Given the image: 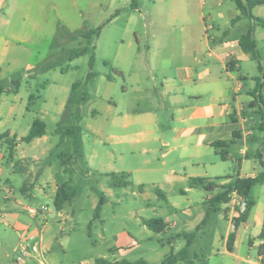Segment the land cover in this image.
Returning <instances> with one entry per match:
<instances>
[{"label": "rangeland", "instance_id": "rangeland-1", "mask_svg": "<svg viewBox=\"0 0 264 264\" xmlns=\"http://www.w3.org/2000/svg\"><path fill=\"white\" fill-rule=\"evenodd\" d=\"M137 2L138 8L133 0H21L12 12L8 38L15 40V35L21 34L26 43L19 46L15 41L10 49L12 63L0 78L6 88L15 86L13 79L21 82L19 92L6 93L0 102V166L5 171L1 183L12 186L17 211L31 222L29 231L38 232L35 242L45 251L46 264H160L186 240L171 245L165 240L173 235V228L158 232L143 220L164 217L162 206L166 204L179 215L190 208L196 215L205 209L209 191L203 187L177 193V203H165L152 184L146 185L144 194L133 185L110 188L98 168L108 166V152L117 148L111 134L123 130L111 125L114 106L109 105L125 101L123 87L130 88L135 65L150 53L162 59L175 51L192 52L197 46L192 40L193 32L204 16L208 24L211 21L225 30L239 10L234 0ZM254 13L264 19V6ZM253 23L243 19L234 33ZM101 25L98 38L95 34L72 38L79 30ZM256 40L264 59V27H257ZM85 48L86 54L71 58L73 49ZM93 53L96 65L92 69ZM28 64L34 68L28 69ZM91 71L97 73L95 78L88 77ZM142 76L149 81L148 72ZM38 118L46 124V137L31 143L23 141ZM263 136L257 130V140L250 146L261 151ZM233 151L237 149H230ZM232 163L231 159L222 162L218 158L213 172L233 175L236 166ZM142 176L153 180L151 174ZM216 176L221 175L212 176L221 185L222 180H216ZM60 186L67 189V194L73 190L74 198L57 208L55 199ZM5 195L1 190L0 200ZM251 196L256 202L253 216L264 213V184L256 185ZM42 205L47 210H41ZM31 206L38 210L36 214L28 212ZM234 227L223 211L215 212L211 223L204 226L205 233L197 236L191 257L204 256L210 264L259 261L260 252L264 254V247L260 251L261 240L254 238L255 245H251L247 237L256 228L242 230L234 252L226 249L224 238ZM20 240L12 221L0 215V264H16ZM32 259L40 264L39 259Z\"/></svg>", "mask_w": 264, "mask_h": 264}, {"label": "crops", "instance_id": "crops-1", "mask_svg": "<svg viewBox=\"0 0 264 264\" xmlns=\"http://www.w3.org/2000/svg\"><path fill=\"white\" fill-rule=\"evenodd\" d=\"M20 3L21 0H0V78L7 66L12 63L10 49L15 41L19 46L26 43L21 34L15 35V40L8 38L12 12ZM263 6H256L253 12ZM240 14L239 10V14L232 17L225 30H221L220 26L211 21L208 24L204 16V21L199 23L193 32L192 40L197 46L192 52L175 51L163 56L162 59L158 54L150 53L145 61L135 65V76L132 81L130 80V88L127 85L123 87L125 101L109 105L114 106L111 125L123 130L111 134L113 144L117 148L108 152V166L98 168L99 173L108 179L110 188H127L133 185L138 186L140 193L144 194L146 185L152 184L156 187L157 196L164 199L165 203H177L175 197L177 193L186 194L195 190L196 186L206 189V184L200 179L205 178L216 183L212 176L221 175L216 176V180L222 178L219 180H222L223 184L237 177H254L263 170L259 157L260 150L253 149L249 143L257 140V130L264 133L261 128V108L264 107V59L259 53L261 71L259 62L254 59L253 54L242 49L240 39L251 25L246 30L234 33L242 20L248 19L241 18L233 23V19ZM259 19L261 18L250 19L254 22L255 40L257 27H264V19ZM27 68L33 69L34 65L28 64ZM146 72L149 73V81L142 76ZM94 73L95 78L97 73L95 71ZM257 79L261 81L260 94L263 106L253 95ZM17 81L19 87L9 93L19 92L21 82ZM13 82L16 80L13 79ZM10 88L4 87L6 91ZM6 93L2 94L0 102L4 100ZM67 105L68 102L65 108ZM258 115L260 118L256 120L254 117ZM10 135H13L11 130ZM217 140H226L230 143L226 147L216 148L212 143ZM260 144L263 147L261 151L264 152V141ZM233 148H236L237 152H230ZM218 158H221L222 162L231 159L232 165L236 166L235 174H215L213 167L216 166ZM4 172L3 166H0V191L6 193L0 200V215L12 221L22 239L31 227V222L21 217L17 211L19 207L16 198L13 197L12 186L9 183L5 185L1 183V178L5 176ZM144 174H151L153 180H146L147 178L142 176ZM184 185L186 186L183 189ZM221 185L209 191L205 199V209L198 215L191 208L184 210L183 215H179L173 213V209L167 204L162 206L165 216L158 218L164 220L167 228L174 230L166 242L175 245L182 239L186 240L185 234L194 231L204 219L208 207L207 199L218 194ZM251 191L247 199L249 202L252 201L253 205L248 211L247 220L242 222L237 230L233 251L226 248L229 252L235 251L237 238L244 229L253 231L252 228H256L254 233H247L249 243L255 245L254 238H259L260 251L261 247H264V239L260 238L264 230V213H255L253 216L256 202L251 196ZM233 202L232 197L227 203H219L206 225L211 223L213 214L220 211H223L230 222ZM203 229L204 226L197 232L190 247V257L197 236L205 233ZM233 231L228 229L224 238L226 246ZM185 245L186 242L182 247ZM18 246L19 243L17 252ZM194 259L198 260V264L202 261L210 264L204 256L196 255ZM27 263L35 264L36 261L31 258ZM176 264L185 262L179 261ZM254 264H264V254L260 252L259 261H255Z\"/></svg>", "mask_w": 264, "mask_h": 264}, {"label": "trees", "instance_id": "trees-1", "mask_svg": "<svg viewBox=\"0 0 264 264\" xmlns=\"http://www.w3.org/2000/svg\"><path fill=\"white\" fill-rule=\"evenodd\" d=\"M235 3L237 5V8L240 10L241 14L233 19L232 21L233 23H236L241 18L257 19L258 17H256V15L254 14L253 9L256 6L264 5V0H235ZM132 4L135 6V8H138L137 0H133ZM102 28L103 26L101 25L98 28L91 29V30H79L78 34L72 35V38L77 39L78 36L90 37L92 34H95L96 37H99L101 34ZM254 31H255V27L251 25L248 32L241 37L240 45L244 51L251 52L253 54L254 59H256L259 62V68L262 71L261 57L258 52L257 42L254 38ZM87 51H88V48L75 49V50L73 49L71 51V58L74 59L76 57L82 56L86 54ZM95 62H96V55L95 53H93L90 57V66L92 69L95 66ZM94 75L95 73L91 71L88 77L93 78ZM17 86L19 87L18 81L15 82L14 87H11L10 89L6 91L4 87L0 84V98L3 93L5 92L9 93L14 88L17 89ZM76 86L77 84H74L73 88H76ZM260 91H261V81L260 79H257V85L255 87L253 95L255 99L258 100V102H260V104L263 106V100H262ZM261 113H262L261 128L262 130H264V107L261 108ZM45 134H46V124L43 120L38 118L34 121L29 133L23 137V141L27 143H31L35 138L42 137ZM229 143L230 142L226 140H217L213 142L212 145L216 148H221V147L228 146ZM259 157L263 165V170L254 177H247V178L237 177V178L231 179L227 183H223L221 185V187L223 188V191L207 199L208 207H207V212H206L204 219L201 221V223L196 227L194 231L185 234L186 245L182 247L179 251L175 253L172 252L169 255H167L160 264H176L179 261H183L185 262V264H198V260L191 258L189 255L190 247L194 242L197 232L208 223L211 217V214L216 210L217 205L219 203L229 202L232 199V196H233L232 194L235 192L243 196L247 200L248 208L245 213L241 214L240 217L236 218L235 230L231 232L229 235V238L227 241V248L229 251H233V248H234L233 244L236 240L237 230L240 224L247 220L248 211L253 205V202L252 201L249 202L247 199L249 196V193L254 185L264 182V152L260 151ZM219 179H222V178H217V180ZM200 181L206 184V189L208 191H212L213 189H215L216 186H218L217 183L213 181H209L208 179H205V178L200 179ZM66 190L67 189L64 186H60L58 188L57 196L55 199V204L57 208H61L65 201H68L74 198L73 190L71 189L72 191L69 194H67ZM101 205L102 203H100L97 206V214L99 215L101 213ZM143 221L147 227H149L152 230L158 231V232L164 231L167 228V224L161 218L144 219ZM260 238L264 239V230L261 232ZM135 264H147V263L144 261H139V262H136Z\"/></svg>", "mask_w": 264, "mask_h": 264}, {"label": "built area", "instance_id": "built-area-1", "mask_svg": "<svg viewBox=\"0 0 264 264\" xmlns=\"http://www.w3.org/2000/svg\"><path fill=\"white\" fill-rule=\"evenodd\" d=\"M233 200H234V207L232 210V216L230 217L231 225H235L234 219L241 216V214L245 213L248 208L247 200L237 194L233 193ZM41 210H47V206L42 205ZM28 212L30 214H36L38 210L35 207H28ZM235 230V227L233 228ZM29 231V230H28ZM26 232L25 235L22 237L19 246H18V256L16 257V264H24L31 258L39 259L40 264H46V258L44 256L45 251L42 250V247L38 241L35 242V237L39 234L38 232ZM40 254V256H39Z\"/></svg>", "mask_w": 264, "mask_h": 264}]
</instances>
